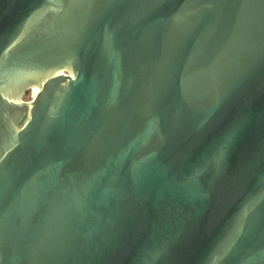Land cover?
Masks as SVG:
<instances>
[{
	"label": "water",
	"instance_id": "obj_1",
	"mask_svg": "<svg viewBox=\"0 0 264 264\" xmlns=\"http://www.w3.org/2000/svg\"><path fill=\"white\" fill-rule=\"evenodd\" d=\"M0 264H264V0H0Z\"/></svg>",
	"mask_w": 264,
	"mask_h": 264
},
{
	"label": "built area",
	"instance_id": "obj_2",
	"mask_svg": "<svg viewBox=\"0 0 264 264\" xmlns=\"http://www.w3.org/2000/svg\"><path fill=\"white\" fill-rule=\"evenodd\" d=\"M32 88L33 87L30 88V91L27 94V96L25 97V100H31L34 97V94H31Z\"/></svg>",
	"mask_w": 264,
	"mask_h": 264
},
{
	"label": "rangeland",
	"instance_id": "obj_3",
	"mask_svg": "<svg viewBox=\"0 0 264 264\" xmlns=\"http://www.w3.org/2000/svg\"><path fill=\"white\" fill-rule=\"evenodd\" d=\"M29 91H30V89H28V90L23 94V97H24V96L26 97L27 94L29 93ZM25 97H24V98H25Z\"/></svg>",
	"mask_w": 264,
	"mask_h": 264
},
{
	"label": "bare ground",
	"instance_id": "obj_4",
	"mask_svg": "<svg viewBox=\"0 0 264 264\" xmlns=\"http://www.w3.org/2000/svg\"><path fill=\"white\" fill-rule=\"evenodd\" d=\"M34 94V96L37 94V93H33Z\"/></svg>",
	"mask_w": 264,
	"mask_h": 264
}]
</instances>
